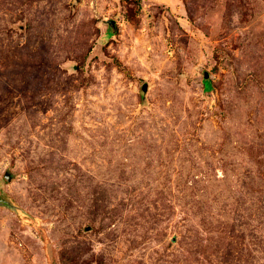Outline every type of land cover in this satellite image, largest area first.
<instances>
[{
	"label": "rangeland",
	"instance_id": "obj_1",
	"mask_svg": "<svg viewBox=\"0 0 264 264\" xmlns=\"http://www.w3.org/2000/svg\"><path fill=\"white\" fill-rule=\"evenodd\" d=\"M0 264H264V0H0Z\"/></svg>",
	"mask_w": 264,
	"mask_h": 264
},
{
	"label": "water",
	"instance_id": "obj_2",
	"mask_svg": "<svg viewBox=\"0 0 264 264\" xmlns=\"http://www.w3.org/2000/svg\"><path fill=\"white\" fill-rule=\"evenodd\" d=\"M112 23V25H114V21H111ZM209 76V74L208 73H206V77H208Z\"/></svg>",
	"mask_w": 264,
	"mask_h": 264
}]
</instances>
